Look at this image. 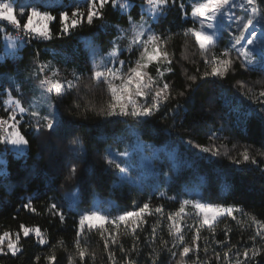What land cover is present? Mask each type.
Here are the masks:
<instances>
[{"label":"snow or ice","instance_id":"1","mask_svg":"<svg viewBox=\"0 0 264 264\" xmlns=\"http://www.w3.org/2000/svg\"><path fill=\"white\" fill-rule=\"evenodd\" d=\"M145 4L151 16L147 19L142 16L137 20L129 11L133 9L131 0H81L70 11H60L58 16L44 10L43 3L20 5L17 8V0H0V33H6L8 26L15 30V36L4 35L5 46L11 50L7 55L15 58L19 55V49L30 44L31 41L53 39V33L48 26L49 21L58 19L61 27L55 35L65 37L70 36L75 29L83 27L84 24L91 27L97 20L104 21L107 7L117 9L121 18L127 17L128 26L126 28L120 24L114 26L100 24L99 27L106 30L105 35H111L107 29L114 27V39L105 40L102 36L100 39L103 43L99 45L96 44L95 38L92 41H86L87 56H90L92 60L87 77L88 84L92 87L103 86L107 100L98 108L82 106L76 102L75 108L70 111L77 116L81 115L82 110L85 114L94 112L98 117L107 121L102 127L114 133L112 141L117 147L114 150L112 144H109L105 148V154L102 157L106 166L105 170L109 171L119 184L132 185L141 191L144 189L143 181L146 175H151L154 179L163 176L162 183L167 184L172 179L168 171L178 167L177 153L174 148H170L167 143L157 146L156 143H147L143 139L146 133L155 137L162 136V133L154 128L152 120L160 112L161 107L177 97L185 98L184 104H188L194 93L208 85L223 89V82L230 74H235L238 70L241 74L244 72L258 73L260 80L249 84L243 79H238L222 92L221 98L225 104L229 105L224 114L227 115L228 120L226 123L219 124L218 127L208 129L206 135L211 142L209 146L195 143L191 139L184 143L206 154L195 159L203 160L207 156L220 157L223 155L235 165L259 166L257 157H264V151L253 155L251 149L245 147L242 152L233 155V151L237 148L236 144L232 145V149H228L226 144H218L217 141L221 140V133L226 130H236L237 134H240L239 130L244 127V121L250 113L260 122L261 134L264 136V8L260 7L264 4V0H239V3L237 0H198L193 3L190 12L193 18L192 26L184 28L182 34L185 37V46H191L197 50L193 55L198 54L202 64L192 61L197 64L195 73L185 72L188 83L184 90L176 93L175 97L170 82L164 78L165 73L173 71L174 54L166 47L169 37L154 29L157 27L155 21L170 11L171 7H175L177 0H142L141 7ZM83 5H86V9ZM236 8L241 9L243 14L236 15L234 12ZM179 11L185 18L188 17L189 12L183 2L179 3ZM36 19L41 22L40 26L34 25ZM225 32L227 43L220 49L219 43L224 39ZM125 39L128 41L126 48H120L121 40ZM189 39L194 43L189 45ZM104 44L110 46L109 51H104ZM125 51L134 55L135 59L130 62L120 59ZM32 55L30 71L26 77L21 78L19 63L16 68L15 81L7 75L0 76V92L7 94L4 103L10 106L6 108V118L0 117V145L3 146L0 148V156L9 151L24 156L30 149V136L33 139L44 137L45 141L50 144L53 139L63 138L77 130V126L68 121L61 112L60 104L73 91H79L80 84L85 79L83 72L74 70L71 73L72 79H60L58 78L59 70L51 60L41 61L39 51ZM187 58V56L184 57V59ZM84 66L87 69V58ZM150 66L155 67L156 77L150 75ZM5 84L8 85L7 88H4ZM14 84L15 87H13ZM25 85H28L32 92V97L27 102L22 99L24 95L22 89ZM257 85L260 86L258 92L256 91ZM245 100L260 107L258 109L249 108V105L244 104ZM233 104H236L235 108L231 107ZM182 110L183 105L177 99L175 106L169 108L168 112L175 119ZM208 111L219 119H224L220 113L213 112L211 105ZM233 112L237 113L235 117L232 115ZM70 124H72L71 128H69ZM113 125L115 127H110ZM121 125L124 127L120 129L119 135H116L115 131ZM25 127L29 131L25 132ZM120 145H123L122 149ZM66 151L69 155H65L59 161L55 160L54 155H50V174H45L44 180L54 187L57 179L63 176L65 185L71 186L63 200L70 202L69 212H76L83 194L82 190L77 191L76 189L77 184L84 178V172L79 167V163L81 158L87 155L85 139L80 135L73 136ZM166 167L168 171H165ZM260 171L264 175V168ZM41 172L33 168L29 176L40 175ZM0 175H6V172L0 169ZM160 196L164 198L165 193L161 192ZM167 199L175 200L176 198L169 196ZM21 207L33 213L37 211L33 206L32 197H29ZM189 207L192 209L191 212L186 211ZM47 210L48 214L53 218H58L61 224L65 222L67 212L62 204L52 202L47 205ZM241 211L242 209L237 206L225 207L211 200H205L203 197L180 201L178 210L166 216L167 233L172 247L176 248L179 245L181 249L179 252H171L174 259L179 257L177 264H210V260H201L199 256L201 228L206 225L214 234L215 223L220 218L228 216L236 220L234 213ZM77 214L79 218L75 223V255L68 257V264H87L88 258L95 260V254L90 253L87 248V235L92 231H98L104 240V250L108 253L109 264H117L112 251L113 246H118L119 251L124 253L123 261L126 264H138L130 255V253L137 252L135 242L131 249H125L119 238V229L122 225L126 232H130L138 240L137 232L146 223V216L158 215L164 218V209L159 206L152 208L149 202H145L136 210L120 211L115 216H110L99 209H86ZM187 218H193L199 225L195 228L190 243L186 242L184 235V222ZM251 224L255 227V235L250 236L253 246L251 249L245 248L243 252L238 250L237 245L228 246L227 232L225 240H215L213 235L212 243L226 248L223 253V260L226 264H233V256L236 258L234 264H259L257 258L264 257V222L252 217ZM108 225L112 226L111 230L107 227ZM156 231L154 226L152 229L154 243L156 242ZM32 236L35 237L38 245L49 244V239L39 227H28L21 224L15 233L4 231L0 234V255L17 257L23 251L22 237ZM57 243L62 245L63 241H57ZM168 244L169 240L161 239L156 247L148 245L152 247L149 255L158 256L157 249L163 250L168 247ZM203 251L207 256V244ZM191 253L195 254V259H192ZM215 259L219 264L222 257L217 253ZM40 260V256L35 257L37 264ZM44 260L46 264H58L54 252L44 257Z\"/></svg>","mask_w":264,"mask_h":264},{"label":"trees","instance_id":"2","mask_svg":"<svg viewBox=\"0 0 264 264\" xmlns=\"http://www.w3.org/2000/svg\"><path fill=\"white\" fill-rule=\"evenodd\" d=\"M198 0H177V5L171 7L163 17L155 21L157 27L154 29L157 32L164 33L168 38L166 47L174 54L173 71L165 73V79L170 82L173 90V96L176 93L184 90L188 83L185 72L189 74L195 73L197 64L192 61L200 62L197 55H193L197 50L193 47L185 46V37L183 36V29L192 26V18L190 16L192 3ZM81 0H17V8L20 5H30L32 3H43L44 10L50 11L52 15L58 16L60 11L71 10ZM133 9L130 12L137 20L143 18L147 19L149 16L141 7L142 0H131ZM183 2L189 12L187 18L179 11V3ZM86 9V5H83ZM264 8V4L260 5ZM104 21L97 20L93 26L84 24L83 27L75 29L70 36L57 37L55 34L60 30L59 20L49 21L48 26L53 33V39L33 40L30 44H26L19 49V55L13 58L7 55V51L3 45V34L0 33V76L7 75L13 81L16 80V68L19 63V71L21 78L27 76L30 71L31 61L36 51L41 53L40 60H51L55 67L59 70L61 76L67 79H72L71 73L76 70L83 72L84 81L80 84L79 91H73L70 95L63 99L60 104V110L68 121L77 126L76 131H72L70 135L63 138L53 139L49 144L44 137L33 139L31 141L30 149L24 156L17 155L14 151L4 153L0 158V169L6 172V175H0V234L4 231L15 233L19 230V226L24 224L28 227H39L45 236L49 239V244L41 246L36 243L35 237L23 238L21 240L23 251L17 257L11 255H0V264H37L36 256H40L39 264H46L44 257L55 253L58 264H68V257L75 255V223L78 221V214L88 206H98V208L105 209L110 216L117 215L120 211H133L137 207L142 206L143 203L149 202L152 208L162 207L164 209V218L158 215L146 216V223L138 230V240L130 233L126 232L121 225L119 229L120 241L125 249H131L135 242L137 252L130 253L132 259L138 264H176L179 257L175 259L171 252H179L181 249L179 245L176 248L172 247V242L167 233V219L166 216L170 212H175L180 207V201L184 199H197L203 197L205 200H211L214 203L227 206H237L242 209L241 212H235L236 220L225 216L220 218L215 223V233L208 226H203L200 231L201 239L199 244L201 251L199 256L201 260H210V264H217L215 255L217 253L222 257L219 264H226L223 260V253L226 248L222 245L212 243L213 235L215 240H225V233L227 232V239L229 247L237 245L240 252L245 248L251 249L253 244L250 236L255 235V227L251 224V218L264 222V175L261 174L260 169L264 168V157H257L259 166L257 165H235L231 163L223 155L220 157L207 156L206 159H195L196 157H203L206 154L200 153L192 149L186 143L191 139L195 143H200L209 146L211 142L207 138V131L209 128L218 127L221 123H226L227 115H224L228 110L229 105L224 103L221 98L222 92L228 89L230 84L235 83L238 79H243L249 84L261 79L258 73L244 72L240 73L238 70L235 74H230L226 81H224V88L215 87L212 85L200 88L191 96L190 102L184 104L183 97H177L171 100L167 105H163L159 113L153 118V125L162 133L161 137H155L150 133H146L143 139L147 143H156L157 146L167 143L170 148H174L177 153L178 167L172 171H168V175L172 178L167 184L162 183L163 176L153 178L149 176L144 179V189L128 185L119 184L116 178L106 171V166L102 157L104 150L112 144L115 150L117 145L113 143V132L106 131L102 125L107 121L98 117L94 112L81 111V115L77 116L70 109L75 108V103L79 102L82 106H96L97 108L105 103L107 96L103 86L92 87L88 84L87 77L92 66L90 56H87L86 41H92L95 38L96 44H101L105 40H112L115 38L114 27H109L107 32L111 35H105V29L100 28L101 23L109 26L120 24L122 27H127V17L121 18V14L117 9L107 7L105 9ZM26 19V17H25ZM23 23V20L21 21ZM11 26H8L6 33L10 32ZM128 41L121 40L119 47L126 48ZM194 43L189 39V45ZM227 43L223 39L219 43V48L222 49ZM110 50V46L104 44V51ZM219 50V49H218ZM187 56V59L184 57ZM87 58V69H85V59ZM133 61L134 55H130L127 51L120 57ZM150 75L157 76L154 66H150ZM18 83V81H17ZM8 85L5 84L4 88ZM15 87V84L13 85ZM260 86H256V91H259ZM11 91V90H9ZM22 99L27 102L32 97V92L28 85L22 89ZM19 95V94H15ZM231 95V92H229ZM7 94L0 92V117H6V100ZM183 105L181 114L175 119L172 114L168 112L177 103ZM243 99V98H241ZM238 103V102H237ZM244 104L249 105V108H259V105L252 104L251 101L245 100ZM211 105L213 112L220 113L224 116L221 120L212 115L209 111ZM231 107L235 108L236 104ZM233 117L237 113H232ZM27 120L28 117L26 116ZM131 123V121H129ZM69 125V128L72 127ZM110 127H115L110 126ZM120 128L115 131L119 135ZM174 129V130H169ZM24 131H29L27 127ZM226 130L221 133V140L218 144L223 143L227 145L228 149H232V145L236 144L237 148L233 151V155L242 152L245 147L251 149L253 155L259 151H264V136L261 134V124L255 119L251 113L244 121V127L239 130ZM80 135L85 139V146L87 147V155L81 158L79 167L84 172L83 181L77 184V191L82 190L81 202L76 212H69V201L63 200L64 195L71 187L65 185L63 176L57 179L54 187L44 180L45 174L49 173L50 155H54L55 160H61L67 153V148L73 136ZM107 137V141H105ZM230 141V142H229ZM3 146L0 145V148ZM121 149L123 145L119 146ZM224 151V149H222ZM194 153V155H193ZM41 172L40 175H31L29 172L32 169ZM51 188V190H50ZM165 193L164 198H161L160 193ZM199 193V196H197ZM151 196V200L149 197ZM175 197V200H169L167 197ZM33 198V206L37 209L35 213L23 209L21 205L26 203L28 198ZM135 201V203H133ZM56 202L62 204L67 212L66 220L61 224L58 218H53L48 214L47 205ZM186 211L191 212L189 207ZM240 221L241 223H238ZM156 227V242L152 240V229ZM111 230L112 226L108 225ZM199 227L193 218H187L184 222V235L187 243L191 242L195 228ZM22 236V233H21ZM107 236V233H105ZM207 238V239H206ZM169 240L168 247L158 251V256L149 253L152 252V247L161 240ZM63 241V244H58L57 241ZM208 245V253L205 255L203 248ZM148 245H152L149 247ZM55 246V247H53ZM87 248L90 253L95 254V260L88 258L87 264H109L108 253L104 250V240L98 231H92L87 235ZM112 251L115 256L117 264H126L123 261L124 253L119 251L118 246H113ZM192 259H195V254L191 253ZM233 256V264L235 262ZM259 264H264V257H258Z\"/></svg>","mask_w":264,"mask_h":264},{"label":"rangeland","instance_id":"3","mask_svg":"<svg viewBox=\"0 0 264 264\" xmlns=\"http://www.w3.org/2000/svg\"><path fill=\"white\" fill-rule=\"evenodd\" d=\"M196 2H198V1H196ZM237 3H239V0H237ZM193 4V3H192ZM143 10L148 14V15H151V12H149L148 11V6H145L144 8H143ZM234 12H235V14L236 15H242L243 14V11L241 10V9H239V8H236V9H234ZM191 16V15H190ZM192 18V17H191ZM193 19V18H192ZM40 24H41V22L38 20V19H36V20H34V25L35 26H40ZM10 35V32H8V33H4L3 34V38H2V41H3V45H4V49H5V51H7V52H10L11 50H9V49H7L6 48V41L4 40V35ZM224 39L227 41V33L225 32L224 33ZM121 59V58H120ZM124 60H126V59H124ZM126 61H129V60H126ZM58 78H60V79H64V77L63 76H59ZM6 99H7V97H6ZM7 106V108L8 107H10L9 105H6ZM6 118V117H5ZM16 153V152H15ZM0 161L2 162L3 160H2V158H0ZM0 162V163H1ZM139 162V161H138ZM149 176H151V175H146V177H145V179L146 178H148ZM198 199V198H197ZM86 209H99V210H101L102 212H105L106 213V211H105V209H103V208H98V206H88L87 208H85V209H83V210H86ZM82 210V211H83ZM176 264H177V262H176Z\"/></svg>","mask_w":264,"mask_h":264},{"label":"built area","instance_id":"4","mask_svg":"<svg viewBox=\"0 0 264 264\" xmlns=\"http://www.w3.org/2000/svg\"><path fill=\"white\" fill-rule=\"evenodd\" d=\"M10 35H12V36L16 35V32H15V30L13 28L10 30ZM36 40H39V39H36Z\"/></svg>","mask_w":264,"mask_h":264}]
</instances>
